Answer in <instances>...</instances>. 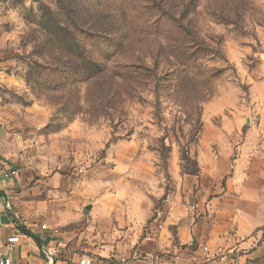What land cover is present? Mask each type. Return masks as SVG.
Returning <instances> with one entry per match:
<instances>
[{
	"label": "rangeland",
	"instance_id": "obj_1",
	"mask_svg": "<svg viewBox=\"0 0 264 264\" xmlns=\"http://www.w3.org/2000/svg\"><path fill=\"white\" fill-rule=\"evenodd\" d=\"M247 119L264 122V0H0L13 206L69 252L126 236L142 259L169 206L211 223L198 197L227 177L201 168H233Z\"/></svg>",
	"mask_w": 264,
	"mask_h": 264
},
{
	"label": "crops",
	"instance_id": "obj_2",
	"mask_svg": "<svg viewBox=\"0 0 264 264\" xmlns=\"http://www.w3.org/2000/svg\"><path fill=\"white\" fill-rule=\"evenodd\" d=\"M246 124L236 144L233 168H201L202 175L227 177L217 198L198 197V212H204L205 201L213 221L177 216L175 206H169L166 213H159L161 230L137 250L144 254L142 259L123 251L126 236L121 240L112 236L105 246L92 249L90 257L67 251L57 237L42 236L40 227L22 222L13 206L19 183L17 172L14 176L10 172L16 166L7 159L0 129V245L17 236L14 258L19 264H78L83 257L93 264H264V122L247 119Z\"/></svg>",
	"mask_w": 264,
	"mask_h": 264
},
{
	"label": "built area",
	"instance_id": "obj_3",
	"mask_svg": "<svg viewBox=\"0 0 264 264\" xmlns=\"http://www.w3.org/2000/svg\"><path fill=\"white\" fill-rule=\"evenodd\" d=\"M5 165H7V162L5 163ZM10 174L11 176L16 175V170H11ZM40 229L42 231H46L47 226L41 225ZM17 244H18V237L10 236L6 239V243L4 247L0 245V264H19L18 262H16L14 258V253L16 252ZM4 250H6V252H4ZM78 264H93V263L91 259L83 257V258H79Z\"/></svg>",
	"mask_w": 264,
	"mask_h": 264
},
{
	"label": "water",
	"instance_id": "obj_4",
	"mask_svg": "<svg viewBox=\"0 0 264 264\" xmlns=\"http://www.w3.org/2000/svg\"><path fill=\"white\" fill-rule=\"evenodd\" d=\"M90 208H91L90 206H86L85 210L88 211V210H90Z\"/></svg>",
	"mask_w": 264,
	"mask_h": 264
},
{
	"label": "trees",
	"instance_id": "obj_5",
	"mask_svg": "<svg viewBox=\"0 0 264 264\" xmlns=\"http://www.w3.org/2000/svg\"><path fill=\"white\" fill-rule=\"evenodd\" d=\"M26 234L30 235V233L28 231H25Z\"/></svg>",
	"mask_w": 264,
	"mask_h": 264
}]
</instances>
